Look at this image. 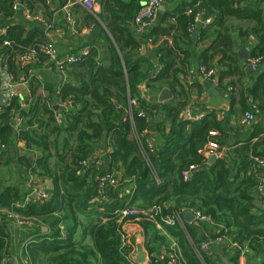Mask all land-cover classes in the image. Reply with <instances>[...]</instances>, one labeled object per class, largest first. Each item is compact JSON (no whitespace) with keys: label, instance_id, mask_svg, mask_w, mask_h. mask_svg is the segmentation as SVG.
I'll return each mask as SVG.
<instances>
[{"label":"trees","instance_id":"trees-1","mask_svg":"<svg viewBox=\"0 0 264 264\" xmlns=\"http://www.w3.org/2000/svg\"><path fill=\"white\" fill-rule=\"evenodd\" d=\"M141 1L96 0L107 59L100 58L95 45L76 62L55 67L41 52L50 42L41 31L11 23L0 27V72L29 85L25 106L13 96L0 108V175L12 164L20 170L14 184L0 177V264H8L7 226L14 215L47 230L36 229L22 248L26 264H135L128 225L140 228L150 264H168L172 255L178 264H217L200 250L194 226L157 230L146 218L119 215L126 207L152 206H160L162 215L198 211L210 221L213 239L229 243L231 264H238L241 255L245 264H264V127L241 123L246 112L264 114V71L250 85L235 52L252 38L249 58L261 56L264 62V0L184 1L138 35L133 21ZM46 3L0 0V20H11L19 8L33 18L48 9ZM196 13L211 18L208 27L197 31L195 43L205 46L198 64L213 70L219 88L228 93V114L237 117L235 135L213 111L196 121L181 118L187 109L198 108L193 95L202 94L191 62L190 24ZM229 21L239 26V44ZM146 43L149 50L142 54ZM29 52L35 54L33 61L20 62ZM41 64L63 76L58 86L31 75ZM141 84L148 93L166 88L173 98L146 104L138 93ZM128 99L136 102L132 121L123 113ZM138 111L146 119L138 118ZM148 116L159 117L162 143L156 150L148 148ZM228 136L236 143L227 145ZM211 141L217 156L209 163L203 151ZM100 150L108 162L105 171L102 160L93 159ZM102 179L113 184L105 181L100 187ZM26 185L29 190L40 186L46 199H32L21 187ZM161 249L165 255L158 258Z\"/></svg>","mask_w":264,"mask_h":264},{"label":"crops","instance_id":"crops-1","mask_svg":"<svg viewBox=\"0 0 264 264\" xmlns=\"http://www.w3.org/2000/svg\"><path fill=\"white\" fill-rule=\"evenodd\" d=\"M93 4L95 5V10H88L84 7L75 4L73 0H48L47 5L48 9L44 11H40L38 15L33 18H29V14L22 9H18L15 13L14 17L11 20L2 21L0 20V27L4 28L7 27L10 23L11 25H24L26 27V31L31 30H39L41 31L42 35L45 38V41H50L52 44L53 50L55 52L56 57L59 61L65 62L68 57H81L85 55L91 48L95 45L99 47V56L100 58L107 59V45L103 43L101 35L105 30L104 25L100 22L96 15L100 12V6L96 2V0H92ZM128 2V0H124ZM141 1V0H140ZM188 2L189 0H172L170 4L162 1L160 4L157 14L154 20V25L159 24V18L161 13L175 9L179 4L182 2ZM140 2V7H141ZM38 16V17H37ZM94 20H93V19ZM229 25L234 27V30L231 31L232 39L235 44H239L240 40L238 39L237 32L235 28L239 27L238 24L233 21H229ZM134 31L136 34L140 35L135 26ZM195 35V41L197 36V30L193 31ZM105 33V32H104ZM253 39L249 38L245 44L238 46L235 49V52L241 50H246L248 52V59H249V52L252 49ZM149 46L147 43L143 45L142 54H146L149 50ZM205 49L204 45H197L195 43L191 47V62L193 64V73H194V80H196L202 86V94L199 97H195L193 95L192 104H196L198 106L197 109H187L182 115L181 118L186 119L187 115H203L204 113L215 112L219 119L225 118L227 125L226 129L227 132L231 135H235L232 133V130L236 126L237 117L232 118L228 114L229 110V95L227 92L219 88L217 83V76L214 75L213 79L210 80L207 77H204L200 72V66L198 64L199 55ZM247 59V61H248ZM241 61V60H240ZM247 61H242L246 72L248 75V82L250 85L253 84L256 75L260 74L264 71V62L260 64L256 71H249L247 68ZM46 64H41L39 68L35 71H30L31 75L36 74L38 78L42 81L49 82L54 86H58L63 76L58 72L57 69L53 70L50 67H46ZM56 67V65H55ZM158 65L155 64V69H158ZM248 69V70H247ZM4 72L6 75L7 73L5 70H1L0 73ZM9 78L8 86H10L11 93L14 97L19 98L22 103V106H25V103L28 101L29 97V85L27 81H20V82H13ZM2 77L0 76V83L2 81ZM228 91V90H227ZM150 93L146 92L144 84L139 86V96L143 99L146 104L154 105L157 104L156 98L161 93V91H149ZM173 98V97H172ZM129 100L127 102V107L125 108L124 114L127 115L129 111ZM172 100V99H171ZM170 100V101H171ZM169 102V101H168ZM167 102H165L166 104ZM163 104V103H161ZM154 118L151 119L148 116V126L146 135L148 136V144L151 147V150H156L160 147L162 143V137L158 132L156 126L159 123V117L153 116ZM21 116L15 117L16 125L19 123V119ZM254 124L256 125L260 123V127H264V114L258 112L257 115L254 117ZM168 128L165 129L167 131ZM227 145H232L236 143V139L233 136H228L226 139ZM20 146V144L18 143ZM224 152L226 151L223 149ZM203 153H205L203 151ZM21 154V152H20ZM24 155V154H23ZM210 157V155H208ZM208 157V158H209ZM93 159H100V163L102 164L101 170L105 171L108 166L106 154L103 150L98 151L94 156ZM20 170L16 167V165L12 164L9 167L1 169V175H9V180L11 176L16 179L15 175L18 174ZM15 174V175H14ZM3 179V178H2ZM4 180V179H3ZM5 181V180H4ZM47 187V185L45 184ZM23 190H29V187L26 185L21 186ZM48 188V187H47ZM264 191V190H263ZM32 198V195L30 194ZM33 199V198H32ZM37 199V197L35 198ZM27 201V200H26ZM186 213V212H185ZM185 213H179L181 219L183 221V217ZM183 225H190L195 227V238L202 244L207 246V253L214 257L217 260V264H231L229 261V255L233 253L231 248L229 247V243L226 240L221 239H213L214 236V229L211 227L208 221H197L196 219L190 223L186 224L183 221ZM34 227L33 224H19L15 219L12 220L7 226L8 236H9V256L6 259V263L8 264H26L22 257V248L25 244L29 242L32 238V233L35 232L36 229L46 232V227L42 226ZM127 236L130 239L131 243V252H130V260L135 264H150L149 262V255L145 251V238L140 230L136 225H128L126 227ZM201 250V249H200ZM202 251V250H201ZM204 252V251H202ZM165 255L164 250L159 251L158 258H163ZM238 264H245V259L241 255L239 257Z\"/></svg>","mask_w":264,"mask_h":264},{"label":"built area","instance_id":"built-area-1","mask_svg":"<svg viewBox=\"0 0 264 264\" xmlns=\"http://www.w3.org/2000/svg\"><path fill=\"white\" fill-rule=\"evenodd\" d=\"M48 0H46L47 2ZM163 0H142L143 6L141 7L140 11L138 12V14L136 15V17L134 18V26L135 29L138 32H143L144 30L148 29L154 22L156 14H157V10L160 6V4L162 3ZM73 2L75 4H78L82 7H84L85 9L88 10H92L94 11L95 5L93 4L92 0H73ZM30 18V16H28ZM38 17V16H37ZM211 23V18L207 17V18H203L199 13L194 14L193 16V21L190 24V30L192 31H198L199 29H205L206 27H208V25H210ZM2 33V32H1ZM4 44H7L6 42H4ZM41 52L47 56L49 58V60L53 61V63L57 66H60L62 64H66V63H74L77 61V59L75 57H68L65 62H61L58 60V58L55 55V52L53 50L52 44L50 42L46 43L45 45L41 46ZM35 54L33 52H29L25 55H23L22 57H20V62L22 63H27V62H31L33 61ZM263 58L261 56H255V57H251L248 59L247 61V68L251 71H256L258 69V67L260 66V64L262 63ZM200 72L204 77H211L214 76V72L213 70H205L202 67H200ZM131 106L135 107L136 106V102L134 100H129V111L127 112V117L129 119V121L133 120V114L131 111ZM137 117L138 118H143L146 119L144 113L142 111H138L137 112ZM202 117V115H191L186 117V120L188 121H196L198 119H200ZM254 121V116L252 113L250 112H246L242 119H241V123L245 124V125H249L250 123H252ZM217 134L211 132L210 136L215 137ZM148 148L151 150L150 145L148 144ZM205 153L206 155H215L217 156V145L215 142L211 141L210 143L207 144V146L205 147ZM261 165H264V160L261 162ZM190 169L192 170L193 167H190ZM105 181H109V180H100V187H103V185L105 184ZM110 184H113V181H109ZM40 186L38 187H33L31 189V193H36V197L39 199H46V194L39 189ZM262 191V189L260 190ZM16 207H19V205H16ZM162 209L160 206H152L149 208H140V207H126L124 209H122L119 212V215L121 218L124 217H130V216H138V217H143L146 218L147 220L151 221L154 223V227L157 230H162V227L165 226H169V227H174V226H178L183 228V221L181 219V216L179 215V213H173L172 215H162L161 214ZM188 212L193 213V215L195 216V219L197 221H208L210 222L206 217L202 216L198 211L195 210H190ZM183 213V212H181ZM13 218L19 223V224H27V223H31L29 220H23L20 219V217L14 215ZM233 247H237L236 245H232ZM172 247H175V244L172 243ZM201 250L202 251H206L207 250V246L205 244H201ZM178 256L176 257L175 255L169 256V262L168 264H178Z\"/></svg>","mask_w":264,"mask_h":264},{"label":"water","instance_id":"water-1","mask_svg":"<svg viewBox=\"0 0 264 264\" xmlns=\"http://www.w3.org/2000/svg\"><path fill=\"white\" fill-rule=\"evenodd\" d=\"M143 6V3H141V7ZM195 35L196 33H192L191 37H192V42L195 43ZM237 56H238V59L241 60V61H247L248 59V52L246 50H241V51H238L237 52ZM0 76L2 77V81L0 83V108H3V107H6L11 98L13 97L12 93H11V90H10V86H8V81H9V78L7 77V75L2 72L0 73ZM214 76H211L209 79L212 80ZM172 99V94L171 92L168 90V89H163L161 91V93L157 96L156 98V102L161 104V103H165V102H168ZM115 105L118 107V104L115 103ZM23 155V152H21L20 156ZM216 159V156L215 155H211L209 158H208V162L211 163L213 162L214 160ZM264 193V192H263ZM263 193H260L259 195H255V198H258L260 197L261 195H263ZM32 198L35 199L36 198V193H33L32 194ZM257 207L261 208V203L258 201L255 203ZM195 220V216L193 215V213L191 212H186L184 217H183V221L186 223V224H190L192 223L193 221Z\"/></svg>","mask_w":264,"mask_h":264},{"label":"rangeland","instance_id":"rangeland-1","mask_svg":"<svg viewBox=\"0 0 264 264\" xmlns=\"http://www.w3.org/2000/svg\"><path fill=\"white\" fill-rule=\"evenodd\" d=\"M15 175V174H14ZM16 179H17V175H15ZM1 178H3L5 181V184H14L15 178L13 176H11L10 180H9V175H3ZM33 193H31L32 195ZM19 264H22L21 262H19Z\"/></svg>","mask_w":264,"mask_h":264}]
</instances>
